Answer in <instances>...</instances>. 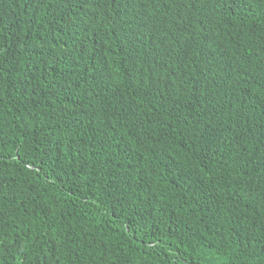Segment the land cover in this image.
<instances>
[{
	"label": "trees",
	"instance_id": "1",
	"mask_svg": "<svg viewBox=\"0 0 264 264\" xmlns=\"http://www.w3.org/2000/svg\"><path fill=\"white\" fill-rule=\"evenodd\" d=\"M0 264H264V0H0Z\"/></svg>",
	"mask_w": 264,
	"mask_h": 264
}]
</instances>
